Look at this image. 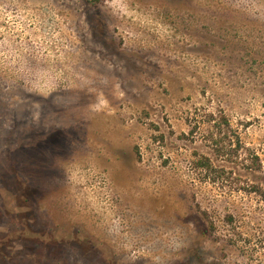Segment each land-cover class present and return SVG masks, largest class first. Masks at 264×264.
Returning <instances> with one entry per match:
<instances>
[{
	"label": "rangeland",
	"instance_id": "1",
	"mask_svg": "<svg viewBox=\"0 0 264 264\" xmlns=\"http://www.w3.org/2000/svg\"><path fill=\"white\" fill-rule=\"evenodd\" d=\"M0 264H264V0H0Z\"/></svg>",
	"mask_w": 264,
	"mask_h": 264
},
{
	"label": "trees",
	"instance_id": "2",
	"mask_svg": "<svg viewBox=\"0 0 264 264\" xmlns=\"http://www.w3.org/2000/svg\"><path fill=\"white\" fill-rule=\"evenodd\" d=\"M87 1H89V2H94V0H87ZM213 120V119H212ZM225 124H227V121L225 120V118L222 120ZM211 140H213V138L211 139ZM213 143H214V145L216 146L218 143H219V141H215V140H213ZM217 148V147H216ZM217 150V149H216ZM207 162L206 163H200L198 166L200 167V168H202V169H204L205 171H209V170H212V167H211V164H210V162L208 161V160H206Z\"/></svg>",
	"mask_w": 264,
	"mask_h": 264
}]
</instances>
